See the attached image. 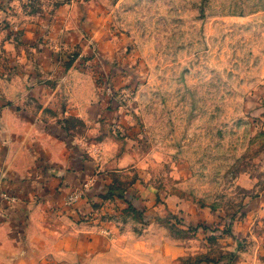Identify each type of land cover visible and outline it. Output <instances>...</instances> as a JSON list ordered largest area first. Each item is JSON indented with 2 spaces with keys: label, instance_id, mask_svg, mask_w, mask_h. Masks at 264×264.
Here are the masks:
<instances>
[{
  "label": "rangeland",
  "instance_id": "rangeland-1",
  "mask_svg": "<svg viewBox=\"0 0 264 264\" xmlns=\"http://www.w3.org/2000/svg\"><path fill=\"white\" fill-rule=\"evenodd\" d=\"M109 1L93 53L57 56L75 66L74 94L95 91L108 113L90 137L59 120L63 138L123 162L95 200L87 183L64 200L87 199L78 224L95 213L115 228L84 264H264V0ZM12 58L0 45V91Z\"/></svg>",
  "mask_w": 264,
  "mask_h": 264
},
{
  "label": "crops",
  "instance_id": "crops-1",
  "mask_svg": "<svg viewBox=\"0 0 264 264\" xmlns=\"http://www.w3.org/2000/svg\"><path fill=\"white\" fill-rule=\"evenodd\" d=\"M111 2L0 0V45L13 56L16 75L10 83L3 80L0 91V264H84L111 247L114 226L95 213L89 224H78L87 199L73 209L64 200L86 183L92 186L89 200H95L112 181L106 171L120 172L122 156L98 159L102 146L85 148L77 140L74 149L63 138L59 120L82 121L90 137L99 134L108 113L95 91L76 94L79 84L67 75L77 72L75 66L65 69L57 58L93 53L111 21ZM105 32L113 44L117 37ZM259 203L263 215L264 195ZM234 232L244 235L237 226Z\"/></svg>",
  "mask_w": 264,
  "mask_h": 264
},
{
  "label": "built area",
  "instance_id": "built-area-1",
  "mask_svg": "<svg viewBox=\"0 0 264 264\" xmlns=\"http://www.w3.org/2000/svg\"><path fill=\"white\" fill-rule=\"evenodd\" d=\"M71 199H75V198L72 196Z\"/></svg>",
  "mask_w": 264,
  "mask_h": 264
}]
</instances>
